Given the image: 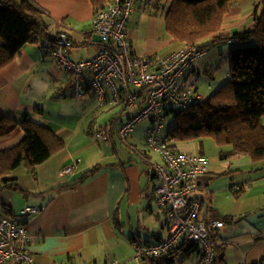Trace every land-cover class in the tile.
I'll use <instances>...</instances> for the list:
<instances>
[{
	"label": "crops",
	"instance_id": "obj_1",
	"mask_svg": "<svg viewBox=\"0 0 264 264\" xmlns=\"http://www.w3.org/2000/svg\"><path fill=\"white\" fill-rule=\"evenodd\" d=\"M11 1L19 4L21 0ZM30 1L43 14L46 30L25 44L12 61L0 69V116L15 123L29 118L46 126L62 139L65 147L37 167L36 177L23 166L11 173L8 179L25 193L16 189L1 190L0 217L9 216L25 225L32 236L27 251L37 264L105 263L110 259H118L122 264H157L151 260L140 263L132 260L135 243L162 241L169 235V229L166 209L157 202V182L150 166L118 139L117 130L125 115L117 107L97 110L95 106L99 113L88 119L86 109L81 110L79 106L71 121L67 120L68 116H52L47 111L52 101H62L56 98L55 91L63 96L71 92L70 75L56 68L46 50L48 38L65 32L73 43L68 52L73 61L89 59L108 44L91 31L95 13L92 2ZM255 4L253 0H241L232 7L220 33L232 34L249 28ZM165 11L166 6L156 2L134 5L125 30L133 55L158 59L181 47L179 43H172L165 33ZM232 45L233 42L216 43L203 60L214 59L218 51L226 57ZM203 73H210L208 66H198L195 62L180 79V83L190 86L201 99L208 94L206 91L199 94V87L195 86ZM83 94L95 102L89 88ZM261 123L264 127V116ZM100 126L110 129L106 140L95 137ZM150 126L149 121L137 124L128 142L145 151L152 161L159 162L158 156L145 146V132ZM22 138L23 132L16 127L0 140V150L13 147ZM94 138L99 141L97 144ZM175 151L180 152L176 147ZM206 158L207 174L195 191L201 202L198 221L224 222L222 228H208V231L220 246L225 264L242 261L264 264V175L242 182L237 176H226L219 163ZM94 166L98 168L90 174ZM67 167L71 171L62 174ZM237 168L234 170L238 171ZM234 185H240L242 190L234 193L231 190ZM30 206L39 208V212L20 217V210ZM201 257V250L195 248L185 258H194L190 264H198Z\"/></svg>",
	"mask_w": 264,
	"mask_h": 264
},
{
	"label": "built area",
	"instance_id": "obj_2",
	"mask_svg": "<svg viewBox=\"0 0 264 264\" xmlns=\"http://www.w3.org/2000/svg\"><path fill=\"white\" fill-rule=\"evenodd\" d=\"M152 1L111 0L95 12L91 31L108 44L89 59L73 61L68 57L73 43L65 32L58 33L45 47L56 68L70 75L73 97L80 98L88 84L97 109L117 107L125 115L117 130L118 139L150 166L156 179L155 194L158 204L166 209L169 235L157 243H135L132 260L140 263L157 259L177 247L193 244L201 250L198 264H213L214 248L218 243L210 237L208 228L220 229L224 222L213 220L205 224L198 221L201 202L195 195L201 179L207 174L208 159L204 155L176 152L169 147L166 136L160 134L165 108L180 112L202 100L190 86L180 83V79L192 64L204 59L209 50L204 46L189 45L158 59L133 55L125 35L126 25L135 4H151ZM143 121L151 123L145 132V146L158 156L159 162L152 161L145 151L128 142L135 126ZM109 131L108 126H100L96 138L106 140ZM70 171L67 167L62 174ZM231 190L238 193L242 188L234 185ZM39 210L25 207L19 216L34 215ZM31 241L32 236L25 225L16 223L9 216L0 217V264H37L27 251ZM89 264L122 263L110 259L105 263ZM240 264L247 263L242 261Z\"/></svg>",
	"mask_w": 264,
	"mask_h": 264
},
{
	"label": "trees",
	"instance_id": "obj_3",
	"mask_svg": "<svg viewBox=\"0 0 264 264\" xmlns=\"http://www.w3.org/2000/svg\"><path fill=\"white\" fill-rule=\"evenodd\" d=\"M90 1L97 12L111 0ZM240 1L155 0L166 6L164 30L172 43L183 47L204 46L209 50L208 55L216 43H234L226 56L228 82L180 112L165 108V115L173 113V127L165 135L173 150L179 142L211 137L218 145L231 146L230 155H248L253 161L264 159L261 123L264 116V0H258V5L254 6L249 28L232 34L220 33L225 16ZM45 30L43 14L30 0H21L19 4L0 0V69ZM48 39L54 41V38ZM86 88L90 86L86 84L84 90ZM16 127L23 132V138L13 147L0 150V191L16 189L25 193L8 179L11 173L23 166L36 177L37 167L64 150L65 144L49 128L29 118L15 123L3 116H0V140L8 137ZM97 168L94 166L90 174ZM195 248L197 250L193 244L182 245L151 261L173 264L176 256L187 257ZM220 249L219 245L214 248L213 264H225Z\"/></svg>",
	"mask_w": 264,
	"mask_h": 264
},
{
	"label": "rangeland",
	"instance_id": "obj_4",
	"mask_svg": "<svg viewBox=\"0 0 264 264\" xmlns=\"http://www.w3.org/2000/svg\"><path fill=\"white\" fill-rule=\"evenodd\" d=\"M14 1L17 2L18 0ZM152 2H155V0ZM253 3L257 4L258 0H253ZM259 9L261 10V6ZM181 47H183V45H181ZM214 55L216 57L208 62H205L203 59L196 62L198 66L206 64L210 72L209 74L203 73L201 78L198 80L195 87H199V94H204L203 91H206L208 96H210L229 80V67L226 57L220 55L219 51ZM55 95L56 98H60L62 101H52V103H50V110L47 111H49L52 116L60 115L61 118H64L65 115L68 116L67 120L70 119L73 121L75 115H77L79 106L81 110L86 109L88 119L95 115V113H99L95 110V102H93L88 96L86 97L84 94L80 98H75L71 95V92L70 95L68 92H65L66 96H63V93L55 91ZM100 119L101 118L97 119L98 122ZM163 125L164 127L160 134H167L169 129L173 127V113L165 115ZM94 142L97 144L99 141L94 138ZM176 149L187 154L204 155L210 158L214 163H219V165L225 170V173H227L226 176H237V179H241L242 182H250L251 179L260 178L264 175V159L260 161H253L248 155H230L231 146L218 145L211 137H203L189 142H179L176 144ZM236 168L238 171L234 170ZM194 255L192 256L194 257ZM193 259L185 258L179 255L176 256L173 264H190Z\"/></svg>",
	"mask_w": 264,
	"mask_h": 264
}]
</instances>
